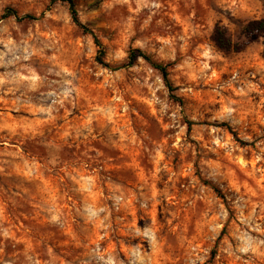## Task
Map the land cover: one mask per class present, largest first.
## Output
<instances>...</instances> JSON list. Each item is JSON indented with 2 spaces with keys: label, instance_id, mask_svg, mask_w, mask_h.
<instances>
[{
  "label": "rangeland",
  "instance_id": "rangeland-1",
  "mask_svg": "<svg viewBox=\"0 0 264 264\" xmlns=\"http://www.w3.org/2000/svg\"><path fill=\"white\" fill-rule=\"evenodd\" d=\"M74 2L108 66L66 2L0 0V264H264V0Z\"/></svg>",
  "mask_w": 264,
  "mask_h": 264
},
{
  "label": "trees",
  "instance_id": "trees-1",
  "mask_svg": "<svg viewBox=\"0 0 264 264\" xmlns=\"http://www.w3.org/2000/svg\"><path fill=\"white\" fill-rule=\"evenodd\" d=\"M56 1H63V2H66L68 4L69 11L71 14V18H72V21L74 22V24L76 26H78L80 29H82L84 32L89 33L93 36L94 42H95L96 46L98 47L97 61L100 64H102L103 66H108V63L105 62V60L103 58L105 56V50H104L103 45L98 40V38L94 35L92 30L80 21L74 0H50L51 3H54ZM8 16H14L15 19L18 21H21L24 19H36V17L32 16V15L20 16L15 10H12V9H7L1 15V19L6 18ZM257 33L258 34H264V17L261 19L249 21L242 27V36L244 38H248L251 35H254ZM213 41L215 42V44L220 49H222L224 51L239 49V46H234L231 38L227 34V30L224 27L219 26V25H217L214 29ZM140 58L145 60L152 68H154L155 70H157L160 73L162 81H163L166 89L168 90L169 97L172 100L182 104L181 98L175 93L176 87L170 78V72H169V68L171 65L170 63H163V62L157 61L150 54H148V53H146L140 49H134V50L130 51L128 58H127L128 59L127 62L125 64H121V65L116 66L115 69H118L121 67H126V66H132ZM187 125H188V130H190L191 126L193 125V122L189 121ZM221 125L226 127L233 135H235L232 128L228 124L223 123ZM239 141L242 144H244V142L242 140H239ZM205 183L210 185L213 188V190L217 193L218 196H220L222 199H225L224 195L222 194V192L217 187H215L213 184H211L208 181H205Z\"/></svg>",
  "mask_w": 264,
  "mask_h": 264
}]
</instances>
